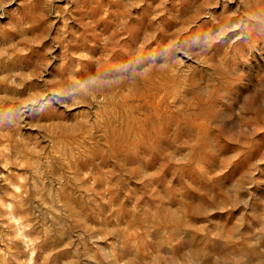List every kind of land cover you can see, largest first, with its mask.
I'll use <instances>...</instances> for the list:
<instances>
[{
    "label": "rangeland",
    "instance_id": "obj_1",
    "mask_svg": "<svg viewBox=\"0 0 264 264\" xmlns=\"http://www.w3.org/2000/svg\"><path fill=\"white\" fill-rule=\"evenodd\" d=\"M0 264H264V0H0Z\"/></svg>",
    "mask_w": 264,
    "mask_h": 264
}]
</instances>
